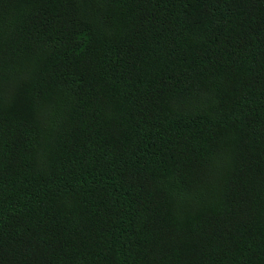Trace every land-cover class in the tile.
Instances as JSON below:
<instances>
[{
	"label": "trees",
	"instance_id": "obj_1",
	"mask_svg": "<svg viewBox=\"0 0 264 264\" xmlns=\"http://www.w3.org/2000/svg\"><path fill=\"white\" fill-rule=\"evenodd\" d=\"M0 264H264V0H0Z\"/></svg>",
	"mask_w": 264,
	"mask_h": 264
}]
</instances>
